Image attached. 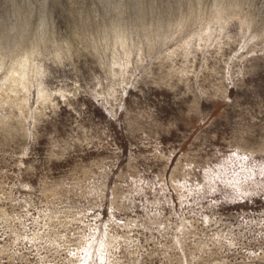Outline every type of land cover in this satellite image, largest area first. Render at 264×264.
I'll list each match as a JSON object with an SVG mask.
<instances>
[{
    "label": "rangeland",
    "instance_id": "obj_1",
    "mask_svg": "<svg viewBox=\"0 0 264 264\" xmlns=\"http://www.w3.org/2000/svg\"><path fill=\"white\" fill-rule=\"evenodd\" d=\"M0 264H264V0H0Z\"/></svg>",
    "mask_w": 264,
    "mask_h": 264
}]
</instances>
